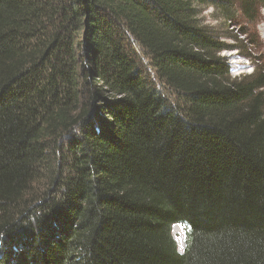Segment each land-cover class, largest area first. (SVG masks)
Here are the masks:
<instances>
[{
    "label": "trees",
    "instance_id": "1",
    "mask_svg": "<svg viewBox=\"0 0 264 264\" xmlns=\"http://www.w3.org/2000/svg\"><path fill=\"white\" fill-rule=\"evenodd\" d=\"M208 4L0 0V264H264V68Z\"/></svg>",
    "mask_w": 264,
    "mask_h": 264
},
{
    "label": "rangeland",
    "instance_id": "2",
    "mask_svg": "<svg viewBox=\"0 0 264 264\" xmlns=\"http://www.w3.org/2000/svg\"><path fill=\"white\" fill-rule=\"evenodd\" d=\"M224 1L231 3L229 13L222 4L202 5L198 7L201 11L198 19L201 25L213 29L225 44L237 48L238 51L221 52L228 60L231 76L248 74L255 65L264 68V8L253 6L252 13L245 15L240 8L241 0Z\"/></svg>",
    "mask_w": 264,
    "mask_h": 264
},
{
    "label": "bare ground",
    "instance_id": "3",
    "mask_svg": "<svg viewBox=\"0 0 264 264\" xmlns=\"http://www.w3.org/2000/svg\"><path fill=\"white\" fill-rule=\"evenodd\" d=\"M173 234L176 236V241L178 243V249L181 251L183 249V230L178 225L173 226Z\"/></svg>",
    "mask_w": 264,
    "mask_h": 264
}]
</instances>
